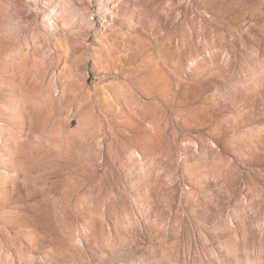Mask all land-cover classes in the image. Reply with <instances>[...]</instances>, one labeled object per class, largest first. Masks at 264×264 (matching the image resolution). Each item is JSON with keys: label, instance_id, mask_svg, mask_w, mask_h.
<instances>
[{"label": "rangeland", "instance_id": "374dc122", "mask_svg": "<svg viewBox=\"0 0 264 264\" xmlns=\"http://www.w3.org/2000/svg\"><path fill=\"white\" fill-rule=\"evenodd\" d=\"M0 264H264V0H0Z\"/></svg>", "mask_w": 264, "mask_h": 264}]
</instances>
